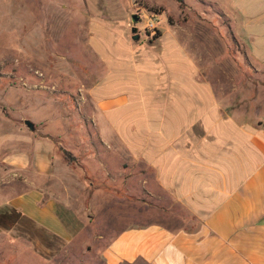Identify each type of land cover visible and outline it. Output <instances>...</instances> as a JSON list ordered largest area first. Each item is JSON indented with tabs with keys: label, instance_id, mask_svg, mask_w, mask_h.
<instances>
[{
	"label": "crops",
	"instance_id": "obj_1",
	"mask_svg": "<svg viewBox=\"0 0 264 264\" xmlns=\"http://www.w3.org/2000/svg\"><path fill=\"white\" fill-rule=\"evenodd\" d=\"M197 2L202 16L229 20L248 74L229 78L225 92L211 77L217 59L203 52L212 50L211 35L218 42L216 31L167 21L157 36L135 39L122 19L93 17L89 44L100 69L83 114L96 127L94 154L67 163L59 141L5 153L10 189L0 192L15 197L0 203L1 227L40 246L49 244L45 233L68 240L54 190H94L89 205L105 218L124 201L108 190H143L152 203L138 210L134 202V220L98 247L101 264H264V0ZM30 168L35 180H11L9 171ZM91 178L99 184L85 186Z\"/></svg>",
	"mask_w": 264,
	"mask_h": 264
},
{
	"label": "rangeland",
	"instance_id": "obj_2",
	"mask_svg": "<svg viewBox=\"0 0 264 264\" xmlns=\"http://www.w3.org/2000/svg\"><path fill=\"white\" fill-rule=\"evenodd\" d=\"M141 7L161 13L160 26L169 21L192 32L205 28L218 32V42L211 35L212 50L203 54L207 59H217L210 74L222 91H226L229 78L248 74L243 63V47L233 40L229 20L221 13L212 18L202 16L199 12L204 7L197 0H187L184 4L179 0H0L1 190L10 189L6 188L10 183L2 184L7 174L3 155L8 151L13 154L19 149H32V141L36 142L32 153L62 142L60 152L67 163H73L74 155L94 154L89 141L90 135L97 138L96 127L83 114L84 108L89 107L87 90L97 80L100 69L98 55L89 44L91 21L96 16L103 20L122 19L124 28L131 29L133 34V14L140 12ZM144 22L141 16L136 24L142 39L146 34ZM231 58L237 65H233ZM27 119L34 123V129L25 123ZM18 135L24 137L19 139ZM9 173L11 180L13 177L36 179L33 168ZM43 180L47 187L51 186L49 177ZM82 182L85 186L90 182L99 184L94 178ZM81 191L75 197L76 190H54L55 196L62 200L58 206L70 231L68 240L45 233L49 244L40 246L17 227L0 226V264H101L98 247L134 220L130 213L134 202H139L138 210L144 207L141 203L145 200L152 203L143 190H108L117 191L124 201L122 208L117 206L116 212L110 210L105 218L101 211L89 205L88 197L91 196L90 202L95 199L94 190ZM14 193L0 192V203H8L15 197ZM77 198L80 201L73 202ZM161 214L155 215L159 218ZM20 224L25 226L23 220Z\"/></svg>",
	"mask_w": 264,
	"mask_h": 264
},
{
	"label": "built area",
	"instance_id": "obj_3",
	"mask_svg": "<svg viewBox=\"0 0 264 264\" xmlns=\"http://www.w3.org/2000/svg\"><path fill=\"white\" fill-rule=\"evenodd\" d=\"M138 15L140 19L141 16L145 19V22L142 26L143 30H145V35L150 38L157 36L160 30L159 23L161 21L162 14L157 11L147 9L146 7H141Z\"/></svg>",
	"mask_w": 264,
	"mask_h": 264
},
{
	"label": "water",
	"instance_id": "obj_4",
	"mask_svg": "<svg viewBox=\"0 0 264 264\" xmlns=\"http://www.w3.org/2000/svg\"><path fill=\"white\" fill-rule=\"evenodd\" d=\"M140 20V17L138 15V13H134L133 14V22H134V26L132 28V32L134 34V38L137 39L139 38V34H138V27L136 26L137 22ZM25 123L31 128V129H34L35 128V125L32 121L30 120H26Z\"/></svg>",
	"mask_w": 264,
	"mask_h": 264
},
{
	"label": "trees",
	"instance_id": "obj_5",
	"mask_svg": "<svg viewBox=\"0 0 264 264\" xmlns=\"http://www.w3.org/2000/svg\"><path fill=\"white\" fill-rule=\"evenodd\" d=\"M182 4H184V0H179ZM158 35V34H157Z\"/></svg>",
	"mask_w": 264,
	"mask_h": 264
}]
</instances>
